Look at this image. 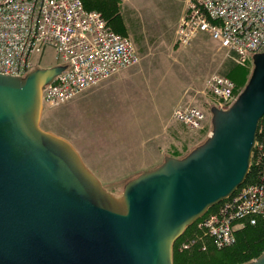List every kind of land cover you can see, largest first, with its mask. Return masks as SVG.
<instances>
[{"label":"water","instance_id":"water-1","mask_svg":"<svg viewBox=\"0 0 264 264\" xmlns=\"http://www.w3.org/2000/svg\"><path fill=\"white\" fill-rule=\"evenodd\" d=\"M211 129L185 155L108 190L65 137L41 124L42 92L64 64L0 72V264H174L173 243L243 183L264 114V50ZM241 264H264V251Z\"/></svg>","mask_w":264,"mask_h":264},{"label":"built area","instance_id":"built-area-1","mask_svg":"<svg viewBox=\"0 0 264 264\" xmlns=\"http://www.w3.org/2000/svg\"><path fill=\"white\" fill-rule=\"evenodd\" d=\"M175 33L181 44L204 33L244 64L264 50V0H187ZM47 50L65 65L43 89L44 103L53 105L139 60L133 42L81 0H0V72L23 75ZM206 85L219 107L236 96L234 81L217 72L207 77ZM172 116L198 129L205 112L178 105ZM259 217L264 218V183H242L217 209L205 213L198 226L222 247L234 241L236 226Z\"/></svg>","mask_w":264,"mask_h":264},{"label":"rangeland","instance_id":"rangeland-1","mask_svg":"<svg viewBox=\"0 0 264 264\" xmlns=\"http://www.w3.org/2000/svg\"><path fill=\"white\" fill-rule=\"evenodd\" d=\"M148 17L132 21L113 19L118 26L110 23L115 32L133 42L139 55L135 64L61 103H44L41 115V126L68 139L103 185L115 194L121 192L128 179L158 165L167 149L183 156L206 138L211 129L209 107L216 103L206 79L214 72L222 73L230 58L204 34L189 44L179 43L175 33L177 23L172 26L174 20L169 13L162 17L164 26L160 29L150 20L152 16ZM40 58H35V64L47 66L56 62L51 50ZM251 67L246 62L230 71L228 75L235 81V87H243ZM123 71L117 89L103 96L106 85L97 86ZM120 95L137 96L131 102L148 104L147 108L140 107L141 115L131 109L126 110L130 116L124 110L113 113L105 103ZM114 103L118 104L119 99ZM178 105L202 109L205 112L202 126L192 129L175 119L172 110ZM195 226L198 229L194 236L205 244L209 242L210 236L198 226V220ZM187 239L188 234L174 242L184 244Z\"/></svg>","mask_w":264,"mask_h":264},{"label":"trees","instance_id":"trees-1","mask_svg":"<svg viewBox=\"0 0 264 264\" xmlns=\"http://www.w3.org/2000/svg\"><path fill=\"white\" fill-rule=\"evenodd\" d=\"M81 1L85 8L100 11L106 18L109 26L112 28L111 24L114 25L113 19H116L117 17V15L115 16V0ZM49 64L53 63H48L47 65ZM238 65L240 64L235 62L234 59L230 57L228 58L227 64L225 65L222 73L219 74L232 79L228 74L230 71H234ZM240 89L241 87H235L233 92L237 93ZM165 154L180 157V154H177L170 149L163 152L162 156ZM246 183H264V114L258 122L250 166L243 181V184ZM222 202L223 201H220L214 204L208 208L207 212L217 209ZM221 210L222 209H220V211ZM196 221L197 220L185 229L182 233L183 235L181 234L182 236H179L182 238L188 234V241L184 244L177 241L174 242V264H241L257 257L264 251V218H257L255 223L244 221L241 225L236 226L234 228V241L222 247H217L211 237H209L210 240L206 244L202 240L195 237V230L198 229L195 226Z\"/></svg>","mask_w":264,"mask_h":264},{"label":"crops","instance_id":"crops-1","mask_svg":"<svg viewBox=\"0 0 264 264\" xmlns=\"http://www.w3.org/2000/svg\"><path fill=\"white\" fill-rule=\"evenodd\" d=\"M115 16L117 15L116 19H120L123 21L129 20H144L149 18L148 16H152L150 20L155 21V26L157 29H160V27L164 26V23L162 22V17L166 16V13H169L174 20L172 26L174 24L178 23V20L180 16L182 15L184 11V6L187 2V0H115ZM113 8V9H115ZM107 13V12H106ZM109 14V13H107ZM115 24V23H114ZM114 26H118V24H115ZM201 35V34H199ZM205 35V34H204ZM123 72H119L116 75H114L111 79L106 80L100 83L97 87H102L103 85H106L103 90V96L108 95L110 91L116 90V86H119L120 79L123 76ZM107 97V96H106ZM119 99V103H114V101ZM137 100V96L134 98V96H124L120 95L118 97H113V99H110L105 103L109 109L116 112L117 110H124V114L127 113L126 116H130L128 112H126L127 109L131 110H137V113L141 115L140 107L144 105H140L138 101L136 103H133L131 101ZM117 104V105H116ZM148 105V104H147ZM147 105H145V109L147 108ZM144 109V114H145ZM151 115V114H150ZM79 151V150H78ZM80 153V152H79ZM81 154V153H80ZM163 157V156H162Z\"/></svg>","mask_w":264,"mask_h":264}]
</instances>
